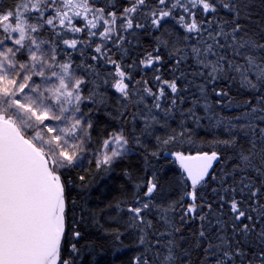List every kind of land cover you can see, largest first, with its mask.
<instances>
[{"label":"snow or ice","instance_id":"1","mask_svg":"<svg viewBox=\"0 0 264 264\" xmlns=\"http://www.w3.org/2000/svg\"><path fill=\"white\" fill-rule=\"evenodd\" d=\"M253 23L249 0H0V264H78L81 226L98 220L71 189L95 177L70 173L91 156L108 174L156 125L158 149L179 165V197L162 199L161 168L149 163L108 205L123 221L114 242L136 236L132 264H184L176 237L198 221L190 234L204 264H264V20ZM112 89L120 104L107 112ZM225 107L239 114L216 111ZM205 118L220 131L197 147L189 122ZM140 120L138 135L128 125Z\"/></svg>","mask_w":264,"mask_h":264},{"label":"trees","instance_id":"2","mask_svg":"<svg viewBox=\"0 0 264 264\" xmlns=\"http://www.w3.org/2000/svg\"><path fill=\"white\" fill-rule=\"evenodd\" d=\"M5 4L11 2V0H3ZM252 5V17L254 23L252 27H257L262 20H264V7L261 6L262 0H249ZM144 46L147 48L151 45L152 40L150 37L143 38ZM139 51V49H137ZM163 49L162 51H166ZM119 55V54H117ZM129 62H131L129 60ZM194 71V66L193 69ZM151 72L148 73L150 77ZM137 78L139 73H136ZM192 77L190 76L189 79ZM197 84L201 83L199 80L196 81ZM195 92V89H193ZM236 88H232V94L236 96ZM199 95L198 92L195 93ZM110 100V107L107 112H110L112 108H119L120 100L119 94L115 92L114 89L110 90L108 93ZM244 97H236L239 101ZM215 101V96L208 94V103L212 104ZM151 101H149L150 103ZM191 101H186L185 105L182 107L190 106ZM203 104V101H202ZM201 115L204 114L203 107L197 109ZM216 111L222 116L238 115V112H233L230 107H225L223 110L216 108ZM107 112L104 113V119L107 121ZM115 115V113H113ZM180 118L177 115L173 121L170 122L172 128H176L179 124ZM119 121H113L111 126L115 127ZM201 124L203 126H196L189 122V127L193 130V139L196 141V146H203L202 142L205 140L212 139L213 132H219L220 129H214L209 126L207 118H205ZM109 125L104 122L101 127H108ZM131 129H134L139 135L143 130V121H137L135 124L128 125ZM165 130L161 128L160 125L155 126V131L148 135L144 139V146H136L135 151L130 153L128 157L122 161L117 162L113 169L108 173H100L97 175L95 173L94 165H90L87 162L83 163V169H77L70 173L74 178L78 175L85 174L84 170H88L95 177L94 180L90 181V187L87 189H82L79 186V182L71 189V196L77 201L78 204L86 206L91 212L96 216L98 223L95 221L88 222L81 226L83 232V238L80 241V247L82 248L81 256L82 260L78 261V264H132L133 258L139 254L141 247L138 244L136 236L133 234L125 233L121 236L120 241L114 242L113 236L110 234L112 229L120 228L123 232V221L117 223L116 220L112 219L116 216V209L114 207L109 208L108 205H115L118 200L131 195L133 190V183L136 182L140 177L145 175V169L150 163L154 166L161 168V180L162 183L166 185V194L162 197L163 200L167 199H178L179 189L176 184V178L180 174L179 165L175 162V158L165 156V152L169 151L168 148L158 149L156 136H164ZM183 147L188 148V144H184ZM172 150H175L174 148ZM153 151H160L161 155L159 158H153L150 153ZM228 156L233 154L229 152ZM233 161L229 160L228 164ZM217 172L220 170V165H217ZM125 170L131 174V180L125 175ZM151 169H148V174H150ZM213 182V186H214ZM207 198L211 200V193L207 194ZM188 201H185L187 203ZM213 207H216V203L213 202ZM79 211V209H77ZM179 209H177L176 219H179ZM207 212V208L204 209ZM225 212L228 211L227 207L224 209ZM156 228L161 231L164 230L163 222H157L153 218ZM182 233L178 234L176 239L179 241V247L188 252V259L184 264H204L206 257L202 252L200 247H197V242L190 233L194 232L198 227V221L189 222L186 225H182ZM108 230V232L105 231ZM181 235L183 239H181Z\"/></svg>","mask_w":264,"mask_h":264},{"label":"water","instance_id":"3","mask_svg":"<svg viewBox=\"0 0 264 264\" xmlns=\"http://www.w3.org/2000/svg\"><path fill=\"white\" fill-rule=\"evenodd\" d=\"M169 153V151H167L166 153H165V156H168V157H172V158H174L173 156H171L170 154H168Z\"/></svg>","mask_w":264,"mask_h":264},{"label":"rangeland","instance_id":"4","mask_svg":"<svg viewBox=\"0 0 264 264\" xmlns=\"http://www.w3.org/2000/svg\"><path fill=\"white\" fill-rule=\"evenodd\" d=\"M90 159H91V156H88V159H86L83 163L87 162Z\"/></svg>","mask_w":264,"mask_h":264}]
</instances>
